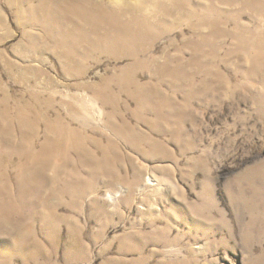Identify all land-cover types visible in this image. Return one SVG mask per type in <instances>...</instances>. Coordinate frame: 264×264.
Instances as JSON below:
<instances>
[{
  "label": "rangeland",
  "instance_id": "rangeland-1",
  "mask_svg": "<svg viewBox=\"0 0 264 264\" xmlns=\"http://www.w3.org/2000/svg\"><path fill=\"white\" fill-rule=\"evenodd\" d=\"M90 2L0 0V264H264V0Z\"/></svg>",
  "mask_w": 264,
  "mask_h": 264
},
{
  "label": "bare ground",
  "instance_id": "bare-ground-1",
  "mask_svg": "<svg viewBox=\"0 0 264 264\" xmlns=\"http://www.w3.org/2000/svg\"><path fill=\"white\" fill-rule=\"evenodd\" d=\"M104 0H91V5L94 6L95 4H100ZM57 0H39L40 9H38V13L40 17L36 19V23L40 25L43 30L45 31V37H50L48 32H53L55 36L59 37L61 44L64 45V41H68L69 45L73 43V40H90L91 37H98V30L92 28L91 31L86 32H79V36L82 38L76 39L74 35V25L78 23V20L75 19V7L83 3L84 0H59V3L56 4ZM88 2V0H87ZM108 5L97 6L103 10L92 12L91 18L98 21H104L106 19L107 12L110 11L108 6H111L109 2H106ZM114 5H119L120 2H113ZM52 5V6H49ZM108 7V8H107ZM105 8V9H104ZM139 6H135V10H137ZM103 17V18H102ZM73 21V22H71ZM73 23V25L69 28V23ZM61 23L66 25H61ZM117 21H114V26L110 33V36H102L99 39L109 38L106 40L105 45H110L112 42L117 41V39L121 37L130 36L129 31L123 30L117 26ZM59 40H49L51 42L56 41L57 43ZM105 41V40H100ZM96 48V44L93 45Z\"/></svg>",
  "mask_w": 264,
  "mask_h": 264
}]
</instances>
